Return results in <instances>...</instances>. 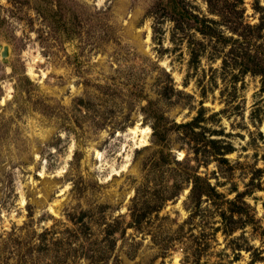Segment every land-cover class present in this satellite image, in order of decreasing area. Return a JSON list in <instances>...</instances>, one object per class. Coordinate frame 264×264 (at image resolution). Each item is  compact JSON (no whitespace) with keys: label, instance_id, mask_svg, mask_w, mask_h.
<instances>
[{"label":"rangeland","instance_id":"374dc122","mask_svg":"<svg viewBox=\"0 0 264 264\" xmlns=\"http://www.w3.org/2000/svg\"><path fill=\"white\" fill-rule=\"evenodd\" d=\"M0 264H264V0H2Z\"/></svg>","mask_w":264,"mask_h":264},{"label":"water","instance_id":"95a60500","mask_svg":"<svg viewBox=\"0 0 264 264\" xmlns=\"http://www.w3.org/2000/svg\"><path fill=\"white\" fill-rule=\"evenodd\" d=\"M5 55H6V53H5V52H3V53H2V56H5Z\"/></svg>","mask_w":264,"mask_h":264},{"label":"snow or ice","instance_id":"6c2138e0","mask_svg":"<svg viewBox=\"0 0 264 264\" xmlns=\"http://www.w3.org/2000/svg\"><path fill=\"white\" fill-rule=\"evenodd\" d=\"M0 2H2V0H0Z\"/></svg>","mask_w":264,"mask_h":264},{"label":"bare ground","instance_id":"6f19581e","mask_svg":"<svg viewBox=\"0 0 264 264\" xmlns=\"http://www.w3.org/2000/svg\"><path fill=\"white\" fill-rule=\"evenodd\" d=\"M145 132H147V131L145 130Z\"/></svg>","mask_w":264,"mask_h":264}]
</instances>
